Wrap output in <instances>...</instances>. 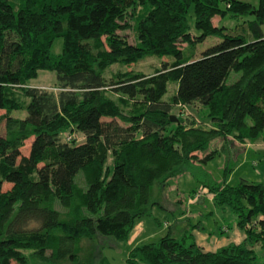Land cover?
Segmentation results:
<instances>
[{"label":"trees","instance_id":"16d2710c","mask_svg":"<svg viewBox=\"0 0 264 264\" xmlns=\"http://www.w3.org/2000/svg\"><path fill=\"white\" fill-rule=\"evenodd\" d=\"M226 15L253 19L231 34L212 21ZM263 25L264 0H0V264H77L82 239L99 237L126 247L125 264H264L251 248L264 250L260 181L204 184L217 208L236 214L240 242L205 249L194 240L199 225L179 211L157 240L127 246L137 220L162 208L150 195L156 182L208 162L218 140H264ZM211 35L220 40L198 58L181 47ZM148 56L171 61L151 74L103 75ZM41 70L55 73L56 92L28 85ZM231 71L240 75L227 84ZM169 83L176 90L164 99ZM194 102L210 127L170 121L174 107Z\"/></svg>","mask_w":264,"mask_h":264},{"label":"rangeland","instance_id":"374dc122","mask_svg":"<svg viewBox=\"0 0 264 264\" xmlns=\"http://www.w3.org/2000/svg\"><path fill=\"white\" fill-rule=\"evenodd\" d=\"M251 1V0H250ZM253 15L240 17H232L226 15L224 17L215 16L212 21L216 26L226 27V31L231 34H236L241 31L247 21L252 20ZM187 24L189 32L193 36L199 35V31L194 26V17L192 10L187 13ZM264 30V25L262 26ZM128 36L129 42H135L134 33L131 29L124 31ZM220 36H207L203 41L197 43L192 49L186 44L181 47L184 52L190 55L191 59L198 58L201 52L212 44L218 42ZM62 39L57 37L53 40L50 52L54 55L61 53ZM163 61H171L167 57L159 58L157 56H148L130 65L116 63L111 65L103 75L109 78L111 74L118 71L133 70L145 74H151L156 69L160 68ZM240 73L231 71L226 78V83L230 84L238 79ZM56 76L54 72L41 70L38 71L37 77L28 81L29 86L46 88L48 90H56ZM175 83H169L164 99H169L175 92ZM56 92V91H55ZM206 107L194 102L190 105H180L174 107L172 114L178 116L186 125L190 121H194L196 125L210 127L209 120L204 116ZM3 113L0 110V114ZM11 115L14 117H24L25 110H13ZM67 131H63L60 135L65 138ZM4 134V125L0 124V135ZM74 141L80 143L83 137L80 133H73ZM30 140H26L22 151L27 154ZM251 143H264L261 136L250 141ZM238 145V144H236ZM217 149V154L214 155L206 163H200L191 170H186L174 174L167 178L165 183H155L151 189L150 195L153 201H157L162 205V208L154 207L150 216H143L136 222L137 226L142 223V234L136 242L129 241L127 246H135L157 240L165 234L167 225L172 223L174 217H178L179 211H184V216L189 218L194 224H198L199 228L193 231L194 240L198 245L205 249L215 250L221 246L231 243L240 242L243 239L244 233L237 225V217L229 208H217L207 185L213 182L219 184L227 182L228 184H237L242 179L247 181L264 182V146L242 148L233 146L230 142L218 140L213 142L211 149ZM202 156V153L198 154ZM252 160L257 161V166L253 168L250 165ZM260 170V174L256 171ZM75 181L82 187L85 183L79 173ZM8 185H6L7 187ZM181 201L180 208H177L175 202ZM177 208V209H176ZM176 211L175 214L170 213ZM223 229L220 232V229ZM93 247V248H92ZM252 250L255 253L258 262H264V250L259 244H254ZM28 255L29 251H25ZM127 249L123 244L115 242L110 237H99L94 242L82 239L80 243L79 261L77 264H125ZM29 264H50L31 258ZM69 264V263H68Z\"/></svg>","mask_w":264,"mask_h":264},{"label":"crops","instance_id":"0c3cea01","mask_svg":"<svg viewBox=\"0 0 264 264\" xmlns=\"http://www.w3.org/2000/svg\"><path fill=\"white\" fill-rule=\"evenodd\" d=\"M240 144V143H239ZM241 146L243 147V148H249V147H251V146H255V147H260V146H264V143H251L250 141H247V142H245V143H242L241 144ZM250 165L253 167V168H255L256 166H257V161L256 160H252L251 162H250ZM258 174H260V170H257L256 171ZM142 223H140V225L139 226H137L136 228H134V230H133V232H132V234H131V236H130V239H129V241H133V243L134 242H136L137 241V239H139L140 238V235L142 234Z\"/></svg>","mask_w":264,"mask_h":264},{"label":"water","instance_id":"95a60500","mask_svg":"<svg viewBox=\"0 0 264 264\" xmlns=\"http://www.w3.org/2000/svg\"><path fill=\"white\" fill-rule=\"evenodd\" d=\"M170 121H178L175 115H170Z\"/></svg>","mask_w":264,"mask_h":264}]
</instances>
